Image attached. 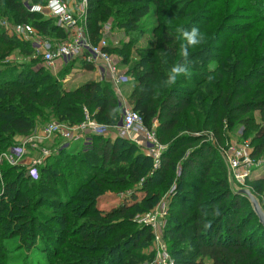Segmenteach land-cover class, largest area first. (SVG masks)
Instances as JSON below:
<instances>
[{"label":"rangeland","instance_id":"obj_1","mask_svg":"<svg viewBox=\"0 0 264 264\" xmlns=\"http://www.w3.org/2000/svg\"><path fill=\"white\" fill-rule=\"evenodd\" d=\"M63 2L75 13L79 24L87 31L88 38L94 34L99 42L105 39L114 48V60L129 79L126 85L123 84L125 86L119 87L125 98L131 94V86L136 82L137 74L147 72L149 63L155 66L156 75L159 77L155 82H161L166 74L175 72V62L168 55H160L155 51L157 35L160 32L169 30L179 40L178 54L185 42L189 50H198L206 44L207 51L201 50L204 51L201 57L206 72L195 86L198 93L193 97L194 105L186 110L180 118L181 124L171 133L175 136L186 133V128L192 121L196 124L203 122L196 114L200 107L196 106L199 102V91H208L206 89L209 81L217 76L224 65L230 66L232 70L235 65L239 76L254 70V82L250 89H242L245 93L241 100L253 98L258 90L264 93V79L258 81L264 78V0H196L191 9L182 13L175 8L173 0H142L140 3L104 0L103 3L95 4L101 9L93 15L91 29L87 25V0ZM142 4H147L150 12L136 27H132L129 25L132 10ZM36 5L38 4L26 2L27 8ZM6 24L11 26L14 23L5 13L3 5H0V28L6 29ZM97 28H100L99 34L94 33ZM193 29L198 30V42L189 44L184 33L191 34ZM51 39L55 43L66 42L58 41L56 37ZM71 39L72 36H69L67 41ZM28 60L23 53L17 55L16 52H11L0 59V71L6 70L7 66H20ZM68 62L58 61L57 66L48 67L47 70L67 89H73L80 85L78 82L85 72L81 59L71 69L64 71L63 67ZM225 78L227 80L228 77ZM82 80H86L85 77ZM233 84L234 82H229L225 87L222 99L230 95L229 88ZM218 98L219 94L213 90L211 101ZM209 105L210 102L205 103V109L203 108L206 114ZM245 117L249 118L247 124L238 123L233 128L226 125V129L222 131L223 142L214 136L207 140L217 145L215 156L218 165L211 180L226 179L234 191L241 188L252 191V187L256 186L254 180L264 178V152L253 157L257 131L261 124L264 126V116L260 111L253 110ZM48 124L37 125L27 135L13 133L2 137V140H7L2 143V147L8 144L9 147L1 151L0 170L5 166H15L28 172L32 166L38 168L57 158L56 161L60 162L61 178L50 189L54 194H49L45 189H40V192L37 185H19L14 184V181L6 184L1 171L0 221L3 229L0 231V264H14L19 258L15 256L22 251L26 257L24 264L43 254L49 255L46 258L48 264H93L91 261L95 260L96 264H178L182 257L192 258L195 246L191 240V232L188 236L190 239L184 243L166 234L170 221L176 218L181 220L179 211L183 203L177 197L176 191L180 177L178 167L185 156L182 152L185 149L175 153V160L179 163L176 171L171 175L169 172H160V154L165 144L161 142L156 131L159 124L157 119L153 124L157 141L154 152L147 150L143 144L127 134H116L117 131L110 127L108 136L123 141L118 147L119 158L110 161L106 166L101 164L99 158L82 159L74 155L83 146V140H74L70 153L65 154H60L59 150L65 139L61 143L57 142V138H61L58 135L46 137L42 143L35 145L32 138L45 136ZM259 140L264 142V138ZM242 147L250 153L249 161L236 170L231 160L234 153ZM5 155L13 157L15 163L11 164ZM132 163L140 167L139 177L131 173ZM244 171L248 176L241 181L237 174ZM149 178H152L150 183L147 181ZM201 186L197 184V188L190 185L180 187L183 199L187 200L190 209L194 208L199 191L202 193L204 190ZM262 189L260 197L257 198L261 199L264 208V185ZM124 204L129 206L130 215H119V207ZM13 206H28L30 218L43 229L36 238L32 236V247L23 245L24 238L32 235L30 229L21 231L25 225L12 224L9 221L14 216L10 214ZM191 213L192 210H189V214ZM17 214L26 215L21 212ZM182 225L191 228L189 221H182ZM84 227L87 230L83 231ZM147 231L151 232L150 239L147 238ZM81 233H87V237ZM10 245H14L13 249L7 247ZM197 262L212 264L209 258L201 256L197 257Z\"/></svg>","mask_w":264,"mask_h":264},{"label":"trees","instance_id":"obj_2","mask_svg":"<svg viewBox=\"0 0 264 264\" xmlns=\"http://www.w3.org/2000/svg\"><path fill=\"white\" fill-rule=\"evenodd\" d=\"M27 1L30 4L45 3V0H0V5H3L5 13L14 24H30L39 34L49 39L51 37H56L58 41L69 39L72 34L69 29L58 26L55 19H47L40 13L29 10L25 4ZM103 1L87 0L89 29L92 27L93 15L101 9L95 4L103 3ZM125 1L140 3L142 0ZM173 1L175 8H178L179 13H182L191 9L196 0ZM149 12L150 8L147 4L135 7L130 16L129 25L136 27ZM99 31L100 28H97L94 33L99 34ZM93 35L91 34V41L97 44L99 41ZM178 45L179 40L169 30L165 29L157 35L155 51L160 55H168L172 62H175V72L166 74V78L161 80L162 83L155 82L159 77L156 75L155 66L149 63L147 72L137 74L136 82L132 83L131 94L127 98L134 111L142 116L144 125L149 130L153 129L156 119L159 121L156 131L161 142L165 144L160 154V172L164 174L169 172L171 175L179 168L180 177L176 195L182 199L183 203L179 211L181 220L176 218L170 221L166 228V234L183 243L190 239L189 232L193 234L191 240L195 246L194 254L190 259L180 258L178 264H203V262H197L198 256L209 258L212 264H264V226L259 222L250 201L236 193L226 179L216 180L213 178L211 180L218 165L215 156L217 145L207 141L214 136L223 142L222 131L226 129V125L233 128L238 123L247 124L249 118L245 115L250 111L258 110L264 116V93L258 90L253 98L241 100L245 93L242 89L245 87L250 89L254 82L252 78L254 70L239 76L235 65L236 72L230 66L224 65L219 70L220 72L218 71L217 76L209 81L206 89L208 91L205 93L199 91V102L196 106L200 105V107L196 114L203 122L196 124L192 121L186 128L188 130L186 133L179 136L171 134L181 124L182 115L194 105L193 97L198 93L195 86L201 79V75L206 72L204 60L201 57V54L204 53L201 50L207 51L206 44H203L198 50H189L187 42H185L182 44L179 54ZM104 49L113 55L114 48L112 46L107 45ZM34 51L31 41L19 39L17 36L9 34L6 29L0 28V59L11 52H16L17 55L23 53L25 57L29 58L25 64L7 66L6 70L0 71V154L2 150L9 147V144L2 147V143L7 141L2 140L3 135H12L13 133L27 135L37 125L48 124L53 120L60 123L67 122L70 126L80 125L87 119L85 109L88 110L90 118L100 124L113 127L119 122L122 107L112 82L107 78H101L83 83L73 89H67L47 70L48 67L43 64L42 57L36 55ZM79 60L80 58H75L69 61L63 70L71 69ZM82 65L88 71L94 70V66L90 62L85 61ZM225 76L228 77L227 80ZM263 79H258V81ZM229 82H234L229 88L230 93L228 94L230 95L222 99L225 87ZM213 90L219 94V98L215 101H211ZM208 102L210 105L206 114L203 108L205 109V103ZM243 116L244 118H242ZM257 133L253 157L260 156L264 152V142L259 140V138H264L262 124ZM92 138V143L87 149H80L74 155L82 159L99 158L104 166L119 158L118 147L123 140L95 134ZM62 139L59 138L57 142L61 143ZM70 148L71 146L66 147L64 142V145L59 149L60 154L70 153ZM182 148L185 150L182 151ZM180 151L184 152L185 156L178 167L179 163L175 160V153ZM56 160L57 158L49 160L38 167L36 178L31 176L29 171L26 172L25 169L15 166H5L0 170V173L2 171L1 175L6 184L14 181V184L19 185H37L38 190L45 189L48 190L45 191L46 193L54 194L50 189L53 188L54 182L61 178L60 162ZM131 170L135 177H139L140 167L132 163ZM151 180L152 178L147 179L149 183ZM254 183L256 186L252 187V192L259 198L263 191L264 178L254 180ZM197 184H201V189L204 187V190L202 193L199 191L198 200L194 208L190 209L187 200L183 199V191L180 187L190 185L197 188ZM41 190L40 192H42ZM259 200L262 203L261 199ZM128 207L125 204L120 206L119 215H130ZM189 210H192L191 214H189ZM17 212L26 215L17 214ZM10 214L14 215L9 218L10 223H22L25 228H21V231L29 228L32 232V235L24 238L23 245L34 246L32 236L36 238L43 229L30 218L28 206H13ZM205 214L207 216H204ZM24 218H26L25 222ZM182 221H189L191 228L183 226ZM2 229L0 221V231ZM85 230L87 227L83 228V231ZM81 234L85 238L87 237V233ZM146 234L150 239L151 232L147 231ZM7 247L13 249L14 245ZM46 255H39L37 259H29L28 264H48L46 258L49 255ZM15 257L19 258L14 264H24L23 261L26 257L23 251ZM94 262L96 260L91 261L96 264Z\"/></svg>","mask_w":264,"mask_h":264},{"label":"built area","instance_id":"obj_3","mask_svg":"<svg viewBox=\"0 0 264 264\" xmlns=\"http://www.w3.org/2000/svg\"><path fill=\"white\" fill-rule=\"evenodd\" d=\"M28 9L40 13L47 19H55L58 26L71 31L72 39L64 43H55L51 40L42 39L39 32L32 25L22 23L11 26L6 24L5 27L8 33L17 36L19 39L31 41L36 55L42 57L43 64L47 67L57 66L58 61L67 62L75 58L92 63L101 78H107L112 82L120 99L122 115L119 122L112 128L119 134H127L136 142L143 144L147 150L154 152L157 149L155 131L153 129L149 130L144 125L142 116L134 111L127 98L121 95L119 87L127 83L129 79L117 66L114 56L104 49L108 45L106 40L104 39L94 44L91 38H88L87 31L79 24L75 13L64 4L63 0H45V3L38 4L32 8L28 7ZM85 112L87 119L80 125L70 126L67 122L60 123L55 121L48 124L44 132L45 136L41 135L32 138V141L37 145L42 143L46 137L59 135L66 140V147L71 146L74 140H83L84 144L81 149H87L92 143L94 134L107 135L110 127L90 118L87 109H85ZM249 155L250 153L245 147L237 150L231 160L233 168L239 170L244 167L246 162L249 161ZM5 157L11 164L15 163L13 157L9 158L7 155ZM29 174L36 178L38 176L37 168L32 166ZM247 176L248 173L246 171L242 172V174H237V178H240L241 181L246 179Z\"/></svg>","mask_w":264,"mask_h":264},{"label":"water","instance_id":"obj_4","mask_svg":"<svg viewBox=\"0 0 264 264\" xmlns=\"http://www.w3.org/2000/svg\"><path fill=\"white\" fill-rule=\"evenodd\" d=\"M235 192L239 193L250 201L253 211L259 219V222L264 226V208L262 207L261 202L257 198V196L248 188H241L235 190Z\"/></svg>","mask_w":264,"mask_h":264},{"label":"crops","instance_id":"obj_5","mask_svg":"<svg viewBox=\"0 0 264 264\" xmlns=\"http://www.w3.org/2000/svg\"><path fill=\"white\" fill-rule=\"evenodd\" d=\"M40 35V37L42 38V39H46V40H50L49 38H47V37H45V36H42L41 34H39ZM32 46H33V44H32ZM34 48V47H33ZM35 52V51H34ZM36 54V53H35ZM81 61H82V64H84V60H82L81 59ZM83 72H85V74H84V76H81L80 77V82H78V84L80 83V85L81 84H83V83H87V82H90V81H94V80H99V79H101V76L99 75V73L94 69V70H92V71H88L87 69H85V67L83 66ZM83 77H85V79L86 80H82L83 79ZM79 85H76L74 88H76V87H78ZM115 91H117L116 89H114ZM116 132V131H115ZM118 132H116V134H117ZM55 136H57V135H55ZM59 136V135H58ZM107 136H108V134H107ZM59 137H61V136H59ZM110 137H112V136H110ZM61 138H63V137H61ZM113 138V137H112ZM64 139V138H63ZM56 141H58V138H57V140ZM66 141V140H65Z\"/></svg>","mask_w":264,"mask_h":264},{"label":"clouds","instance_id":"obj_6","mask_svg":"<svg viewBox=\"0 0 264 264\" xmlns=\"http://www.w3.org/2000/svg\"><path fill=\"white\" fill-rule=\"evenodd\" d=\"M184 35L188 38V43L189 44H195L198 42L197 36H198V30L193 29L191 34L189 33H184Z\"/></svg>","mask_w":264,"mask_h":264}]
</instances>
